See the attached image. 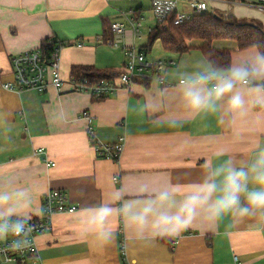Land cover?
<instances>
[{"label": "crops", "instance_id": "crops-1", "mask_svg": "<svg viewBox=\"0 0 264 264\" xmlns=\"http://www.w3.org/2000/svg\"><path fill=\"white\" fill-rule=\"evenodd\" d=\"M207 2L210 11L264 23V12L252 14L256 6L250 3ZM151 4L152 0H0V174L25 170V183L33 185L32 218L42 215L44 197L53 189L64 190L78 209L108 199L121 185L132 191L142 177H153L161 185L171 180L183 191L200 179L206 160H214L220 153L249 156L264 146V109L231 124L224 116L219 120L195 118L176 128L153 121L161 89L170 90L175 69L206 59L198 49L166 53L162 58L173 64L167 68L164 82L143 76L129 88L119 86L100 98L76 90L71 82L75 65L109 72L123 66V48L109 44L113 38L122 42V37L112 30L104 39V20L126 24L122 46L135 42L143 47L140 40L144 36L134 41L126 15L145 20ZM50 39L64 45L60 51L63 89L51 86L44 93L5 89L3 84L13 79L12 56ZM190 43L200 46L203 41ZM213 46L233 50L232 64L255 51L239 50L237 42L228 39L215 40ZM150 55L149 59L157 60ZM85 111L94 116L95 142L91 123L82 116ZM166 115L165 108L160 118ZM123 137L119 160L99 155L97 142L114 144ZM112 227L110 244H93L81 237L73 212L56 213L51 228L36 238L40 264H264V230L250 223L232 230L223 225L215 230L196 226L154 242L130 238L117 220Z\"/></svg>", "mask_w": 264, "mask_h": 264}, {"label": "clouds", "instance_id": "clouds-1", "mask_svg": "<svg viewBox=\"0 0 264 264\" xmlns=\"http://www.w3.org/2000/svg\"><path fill=\"white\" fill-rule=\"evenodd\" d=\"M252 48L227 67L201 59L175 69L170 90L161 89L153 121L176 128L195 118L224 116L231 124L264 109V50L260 43ZM165 108L168 115L161 119ZM26 179L23 169L0 174V242L13 252L31 245L34 230L33 185ZM181 187L171 180L161 185L153 177L139 178L132 191L121 185L106 200L72 209L79 233L93 244L108 245L114 220L130 238L145 242L176 237L196 226L232 230L250 223L264 230V146L249 156L220 153L204 162L198 181Z\"/></svg>", "mask_w": 264, "mask_h": 264}, {"label": "built area", "instance_id": "built-area-1", "mask_svg": "<svg viewBox=\"0 0 264 264\" xmlns=\"http://www.w3.org/2000/svg\"><path fill=\"white\" fill-rule=\"evenodd\" d=\"M186 2L182 6L181 2ZM240 2L250 3L264 12V0H238ZM209 10L207 0H152L151 11L157 24L173 20L175 24L184 23L192 19L195 15ZM126 19L132 28L134 41L143 36V20L134 15L127 16ZM112 30L122 37V42L117 39L109 40L112 47L123 48L125 61L123 66L116 71H110L108 76L97 81H91L88 78L74 76L71 82L77 91H89L95 97H105L115 92L119 86L130 87L137 79L148 76L157 78L164 82V76L167 68L173 62L165 59L152 60L148 58L146 51L135 42L124 44L126 34V24L121 21L112 23ZM63 43L54 39L46 40L41 46L35 49L26 50L12 56V75L13 79L3 84L5 89L16 90H36L44 93L49 87L53 86L57 90H62L65 80L60 70V51ZM163 65V68L159 66ZM82 116L89 119L90 134L95 142L94 129L92 122L94 116L88 111L83 112ZM125 138L123 137L117 143L103 144L97 142V150L100 156L113 160H119L124 150ZM78 209L76 204H71L67 193L64 190L53 189L44 197V207L42 215L34 217L31 220L34 230L31 233V245L22 251H10L6 243L0 242V264H40L39 252L36 238L38 234L51 228L53 216L56 213L70 212L72 209ZM124 245V244H123Z\"/></svg>", "mask_w": 264, "mask_h": 264}, {"label": "trees", "instance_id": "trees-1", "mask_svg": "<svg viewBox=\"0 0 264 264\" xmlns=\"http://www.w3.org/2000/svg\"><path fill=\"white\" fill-rule=\"evenodd\" d=\"M103 31L104 39L112 35V22L109 19L104 20ZM218 39L236 41L239 50L252 48L254 43H260L261 50H264V23L253 17L240 18L233 14L227 16L219 11L208 10L181 24H175L173 20L157 24L149 31V41L142 48L150 54L159 40L166 53L184 54L198 49L213 64L227 67L233 62V50L215 48L213 42ZM192 40H201L203 44H191ZM108 72L109 70H99L92 65H75L72 70L73 75L92 81L107 77Z\"/></svg>", "mask_w": 264, "mask_h": 264}, {"label": "rangeland", "instance_id": "rangeland-1", "mask_svg": "<svg viewBox=\"0 0 264 264\" xmlns=\"http://www.w3.org/2000/svg\"><path fill=\"white\" fill-rule=\"evenodd\" d=\"M181 5L185 7L186 2L182 1ZM252 9L256 10V12H252V14H258L259 13V12H257V10H260L259 8L252 7ZM145 11L147 12V13H145L147 16V19L143 20V25H144L143 36L144 37L142 36L143 39L140 40V43H147L149 41V32L146 30V27L148 28L150 25L152 27H155L157 25V20L154 18V15H153L152 11L150 10V8H147ZM225 15L229 16V14H225ZM144 31H145V33H144ZM163 56H166V52L163 49L161 41L158 40L153 46L150 58L163 59L162 58Z\"/></svg>", "mask_w": 264, "mask_h": 264}]
</instances>
